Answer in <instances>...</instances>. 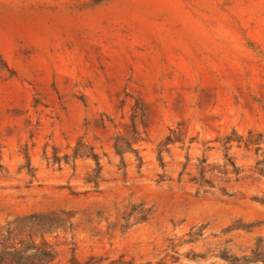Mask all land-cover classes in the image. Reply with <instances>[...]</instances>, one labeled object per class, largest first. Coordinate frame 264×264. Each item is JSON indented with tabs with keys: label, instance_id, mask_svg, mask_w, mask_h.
Here are the masks:
<instances>
[{
	"label": "rangeland",
	"instance_id": "rangeland-1",
	"mask_svg": "<svg viewBox=\"0 0 264 264\" xmlns=\"http://www.w3.org/2000/svg\"><path fill=\"white\" fill-rule=\"evenodd\" d=\"M50 264H264V0H0V226Z\"/></svg>",
	"mask_w": 264,
	"mask_h": 264
},
{
	"label": "trees",
	"instance_id": "trees-1",
	"mask_svg": "<svg viewBox=\"0 0 264 264\" xmlns=\"http://www.w3.org/2000/svg\"><path fill=\"white\" fill-rule=\"evenodd\" d=\"M11 223L0 226V264H50L57 252L46 242L36 245L22 239L16 242ZM72 264H76L72 259Z\"/></svg>",
	"mask_w": 264,
	"mask_h": 264
}]
</instances>
